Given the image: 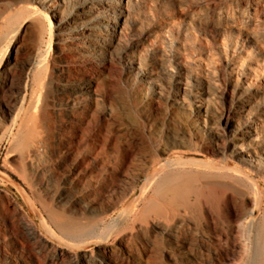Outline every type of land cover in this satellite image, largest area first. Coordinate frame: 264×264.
<instances>
[{
  "label": "rangeland",
  "instance_id": "rangeland-1",
  "mask_svg": "<svg viewBox=\"0 0 264 264\" xmlns=\"http://www.w3.org/2000/svg\"><path fill=\"white\" fill-rule=\"evenodd\" d=\"M42 2L43 5L35 0H0V13L5 17L9 15L11 22L4 30V33L11 30V36L1 46L0 72L8 70L22 77L27 63L40 57L46 75L40 87L39 103L52 114V125H56L58 100L54 88L47 83L49 77L55 79L58 76L59 60L56 40L45 29L41 12H48L56 29L66 11L61 7V14L53 15L45 8L52 1ZM117 2L124 22L123 40L138 55L134 63L145 65L153 56L160 55L170 73L174 77H187L191 93L203 101L205 94H201L198 86L209 81L218 90L217 97L226 101L231 95L247 91L243 90L245 85H258L264 92V0H113L112 4ZM94 6L98 8L99 4ZM29 9L38 13L28 17ZM116 64L114 76L117 77L118 91L114 98L122 100V94L129 93L125 83L130 78V69L123 55L118 56ZM137 81H143V78L138 77ZM191 93L187 99L193 115L191 119H181L185 125H191L195 119L201 125L202 121L195 116L193 109L199 99L193 98ZM114 101L116 103L117 99ZM158 104L145 113L134 111V118L129 122L116 107L111 112L107 104H100L95 110L94 118L100 130L97 137L103 142L102 149L92 155L83 154L82 160L94 178L98 193L91 197L92 188L82 185L83 203L76 198L78 191L75 187L67 186L64 181L74 161L54 158L49 161V155L44 153L42 157L39 155L43 174H34L23 161L20 162L22 134L17 131L19 121L12 124L13 115L0 110V122L5 130L0 141V214L17 230L18 241L14 244L19 249L12 259H0V264H78L76 259L82 254L91 264L221 263L207 240V236L213 233L205 212L208 201L196 198V190L208 192L203 183H191L189 188L187 185L191 206L185 214L181 210L176 213L167 210V214L160 216H141L142 200L149 193L138 202L131 204V201L139 196L144 181L135 180L131 182V188L124 189L122 180L116 179L115 171L132 170L136 167L134 163L143 162L149 156L152 157L151 163L136 167L142 168L148 177L159 172L170 177L194 173L195 169L188 165L169 169L179 156L159 151L158 145L164 139L158 137L155 140L153 136L158 131L163 136L170 125L178 124L175 109L164 102ZM253 124L251 119L242 120V125ZM229 140L230 135L225 131L224 140L219 143L223 156L217 153L215 142L207 140L202 155L191 158L203 162L221 159L231 168H240L241 163L231 154ZM261 142L263 147L264 136ZM190 147L198 148L199 145L193 141ZM239 186L244 196L236 197L237 210L246 214L243 220L246 224L253 219L247 212L251 203L258 201V196L249 184ZM262 210L258 209L256 223L264 219ZM67 220L74 224L93 225L92 235L82 238L62 235L57 225ZM26 228L32 229L33 237H25ZM61 248L69 253L62 252Z\"/></svg>",
  "mask_w": 264,
  "mask_h": 264
},
{
  "label": "bare ground",
  "instance_id": "bare-ground-1",
  "mask_svg": "<svg viewBox=\"0 0 264 264\" xmlns=\"http://www.w3.org/2000/svg\"><path fill=\"white\" fill-rule=\"evenodd\" d=\"M35 1L44 4L42 0ZM51 1L45 8L50 9L53 15L61 14V7L66 11L56 29L52 26L48 12H41L45 29L56 40L59 60L58 76L55 79L49 77L47 83L54 88L58 100L56 125H52V114L39 103V91L43 76L46 75L40 57L27 63L26 72L22 77L8 70L0 72V110L7 115H13L12 124L19 121L17 131L22 134L20 162L23 161L34 174L40 176L43 174V165L39 155L42 157V154L47 153L49 161L52 158L64 162L73 160L74 164L64 181L67 186L75 187L78 191L76 198L83 203L85 201L80 190L82 185L86 184L92 188L89 196L93 197L98 193L94 178L84 164L82 156L92 155L102 149L103 142L97 137L100 130L94 118L99 105L107 104L111 112L114 107L118 108L124 120L129 122L134 118V111L145 113L152 109L154 104L164 102L175 109L174 117L178 125H170L163 136L160 131V134L153 136L155 140L158 137L164 139L158 145L159 151L165 155L179 156L176 162L170 166L167 164L169 169L188 165L195 169V174L170 177L165 172H159L148 177L146 172L139 168L152 162L150 156L145 157L143 162L134 163L138 169L134 167L132 170L115 171L116 179L119 177L122 180L124 189L131 188V182L135 180L144 181L139 196L133 199L131 204L148 192L139 210L141 216H160L167 214V210L171 213L181 210L185 214L191 206L187 185L189 188L191 183H203L208 192L196 190V198L198 201L205 198L208 201L205 212L208 227L212 228L213 233L207 236V240L214 253L221 259L219 263L264 264V219L261 223H256L259 217L254 220L258 209L261 208L264 212V146L262 147L261 142L264 136V92L260 86L245 85L243 90L247 91L238 92L236 96L231 95L229 101H226L217 97L218 90H215L209 81L198 86L201 94H205L203 101L191 93L187 77H174L170 73L169 66L160 55L153 56L151 62L145 65L134 63L138 60V55L136 50L123 40L124 22L121 21L123 17L120 15L118 2L114 5L113 0ZM95 3L99 4L98 8L94 6ZM37 13L38 11L29 9L28 17ZM110 13L112 15H109ZM8 17L0 13V52L2 44L11 36V30L4 33L11 24ZM119 55H123L130 69V78L125 79L129 93L122 94V100L114 98L115 92L118 91L117 77L114 75ZM138 77L143 78V81L138 82ZM195 82L198 83V78H195ZM149 86H153L152 90ZM190 93L193 98L199 99L193 109L195 116L202 121L201 125L196 123L197 119L191 125H185L181 119H191L193 115L187 99ZM11 95H14L13 98L6 100ZM250 119L253 120V125H242V120ZM4 131L0 122V141ZM225 131L230 135L231 154L241 163L240 168H231L221 159L203 162L191 158L202 155L207 140L215 142L217 153L222 155L219 143L224 140ZM193 141L195 145H199L198 148L190 147ZM243 183L249 184L258 196V201L251 203L247 212L253 219L246 224L243 221L246 214L238 212L236 203L237 196H244L239 186ZM45 229L49 231L46 226ZM57 230L66 237L82 238L92 235L93 225L74 224L67 220L58 224ZM30 232L32 229L26 228L25 237H33ZM17 233L15 227L0 214L1 260L8 261L18 254L19 249L14 244L18 241ZM60 250L68 252L66 249ZM76 260L78 264H91L83 254Z\"/></svg>",
  "mask_w": 264,
  "mask_h": 264
}]
</instances>
